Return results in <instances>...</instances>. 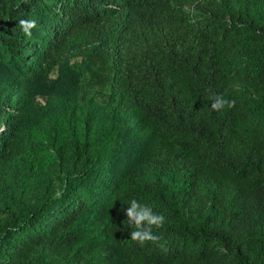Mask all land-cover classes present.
<instances>
[{"label":"trees","instance_id":"trees-1","mask_svg":"<svg viewBox=\"0 0 264 264\" xmlns=\"http://www.w3.org/2000/svg\"><path fill=\"white\" fill-rule=\"evenodd\" d=\"M0 264H264V0H0Z\"/></svg>","mask_w":264,"mask_h":264},{"label":"clouds","instance_id":"clouds-1","mask_svg":"<svg viewBox=\"0 0 264 264\" xmlns=\"http://www.w3.org/2000/svg\"><path fill=\"white\" fill-rule=\"evenodd\" d=\"M19 27L26 37L33 35L32 29L37 27L34 19H21L18 21ZM212 109L219 110L225 103L228 107L234 106V101H223L220 98H212ZM128 223L134 225L135 230L130 232L131 239L144 245L146 242H157L159 236L154 232V229L163 228L166 217L163 214L155 213L151 206L141 204L135 198L131 199L130 205L124 209Z\"/></svg>","mask_w":264,"mask_h":264}]
</instances>
